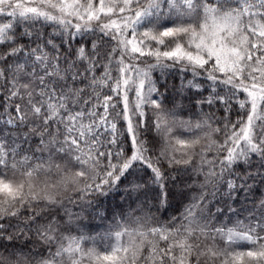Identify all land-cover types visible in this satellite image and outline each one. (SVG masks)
Instances as JSON below:
<instances>
[{"label": "snow or ice", "instance_id": "6c2138e0", "mask_svg": "<svg viewBox=\"0 0 264 264\" xmlns=\"http://www.w3.org/2000/svg\"><path fill=\"white\" fill-rule=\"evenodd\" d=\"M93 261L264 264V0H0V264Z\"/></svg>", "mask_w": 264, "mask_h": 264}, {"label": "trees", "instance_id": "16d2710c", "mask_svg": "<svg viewBox=\"0 0 264 264\" xmlns=\"http://www.w3.org/2000/svg\"><path fill=\"white\" fill-rule=\"evenodd\" d=\"M174 214V212L170 213V215ZM80 224L81 229L79 231L74 229L73 235L83 236L84 240L82 243L85 247H96V249L99 245L107 243L110 236L115 237L116 231L122 230L127 226L123 223L119 215H116L115 218H113L111 212H109L107 219L104 220H101L94 214H85L82 217ZM117 224L120 225L119 228L116 227Z\"/></svg>", "mask_w": 264, "mask_h": 264}, {"label": "rangeland", "instance_id": "374dc122", "mask_svg": "<svg viewBox=\"0 0 264 264\" xmlns=\"http://www.w3.org/2000/svg\"><path fill=\"white\" fill-rule=\"evenodd\" d=\"M108 242L107 243H105V244H102V245H99L98 247H97V250L101 253V254H103V252L105 251V250H110V248H111V246H115V244L117 243V240H116V237H109L108 238ZM123 240H127V236H125V237H123ZM96 248V247H95ZM93 263L95 264V261H93Z\"/></svg>", "mask_w": 264, "mask_h": 264}]
</instances>
